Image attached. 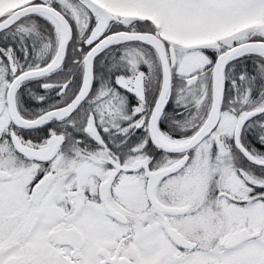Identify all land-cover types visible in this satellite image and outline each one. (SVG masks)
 <instances>
[{"label": "snow or ice", "instance_id": "snow-or-ice-1", "mask_svg": "<svg viewBox=\"0 0 264 264\" xmlns=\"http://www.w3.org/2000/svg\"><path fill=\"white\" fill-rule=\"evenodd\" d=\"M0 264H264V0H0Z\"/></svg>", "mask_w": 264, "mask_h": 264}]
</instances>
